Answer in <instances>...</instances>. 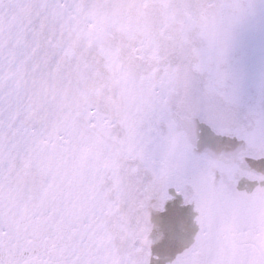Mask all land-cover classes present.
<instances>
[{"label": "snow or ice", "instance_id": "6c2138e0", "mask_svg": "<svg viewBox=\"0 0 264 264\" xmlns=\"http://www.w3.org/2000/svg\"><path fill=\"white\" fill-rule=\"evenodd\" d=\"M0 264H264V0H0Z\"/></svg>", "mask_w": 264, "mask_h": 264}]
</instances>
